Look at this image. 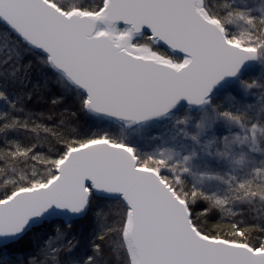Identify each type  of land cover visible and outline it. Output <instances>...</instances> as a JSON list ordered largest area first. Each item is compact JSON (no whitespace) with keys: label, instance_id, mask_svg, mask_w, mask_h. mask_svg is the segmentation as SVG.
<instances>
[{"label":"snow or ice","instance_id":"obj_1","mask_svg":"<svg viewBox=\"0 0 264 264\" xmlns=\"http://www.w3.org/2000/svg\"><path fill=\"white\" fill-rule=\"evenodd\" d=\"M0 24V264H264V0H0Z\"/></svg>","mask_w":264,"mask_h":264},{"label":"trees","instance_id":"obj_2","mask_svg":"<svg viewBox=\"0 0 264 264\" xmlns=\"http://www.w3.org/2000/svg\"><path fill=\"white\" fill-rule=\"evenodd\" d=\"M5 31H7L6 27L3 24H0V34L4 33ZM12 39H15V37H13ZM5 54H6V49L4 48V41L2 38H0V56H3ZM29 58L34 59V57H32V56H29ZM33 70H34V72H36L37 76H40L41 72L43 71L41 69L40 65H38V64H34ZM259 76H260V66L255 65L254 68L252 70L248 71L243 78L246 80H250V79H254V78H259ZM46 91L49 94V96H56L58 94H61V92H62L60 87L54 83H50L48 85ZM238 91H239V89L236 88V91H233L231 94L236 95ZM255 91H256V94L259 95L258 90H255ZM254 99H255L254 97L250 98L248 100V102H250V103L254 102ZM47 100H48V96H46L45 99L40 101L38 104L36 101H33V104L36 106V110L37 111L46 110ZM62 107H68L72 110H76V106H74L71 99H68V98H66V103L63 104L62 106L58 107L56 110L59 111V110H61ZM74 119H75V123L77 124V126L82 130H88V129L97 130L99 128H104V127L108 126L106 122L100 121L94 117L88 116V115L83 114V113H78L77 117ZM113 203H114V201H112V200H108L104 197H99L94 202L93 210L89 213L87 221L82 223V224H79L77 226V230H78L79 235L83 236V237L90 238L93 227L95 225V212L100 211V210L106 211L108 209L109 205H111ZM216 219H218V217L213 216L208 222L214 223V222H216ZM49 231L50 230L47 228L38 229L37 232L31 233L29 235V237L27 238V240L32 241L34 239V236L43 235L44 233H47ZM30 251H31V248H29L28 243L25 242L23 244H16L11 249L5 248L4 254L6 257H12L13 259L19 260V259H22L25 256H27V254ZM105 258L109 259L110 264H116L114 256H112L110 254L109 250H107V249L105 250Z\"/></svg>","mask_w":264,"mask_h":264},{"label":"rangeland","instance_id":"obj_3","mask_svg":"<svg viewBox=\"0 0 264 264\" xmlns=\"http://www.w3.org/2000/svg\"><path fill=\"white\" fill-rule=\"evenodd\" d=\"M233 88H236L235 85L232 86ZM2 104V102H0ZM161 131H163V127H157L154 129L146 130L144 135H158Z\"/></svg>","mask_w":264,"mask_h":264},{"label":"water","instance_id":"obj_4","mask_svg":"<svg viewBox=\"0 0 264 264\" xmlns=\"http://www.w3.org/2000/svg\"><path fill=\"white\" fill-rule=\"evenodd\" d=\"M4 25V24H3ZM5 26V25H4ZM100 197H103L102 195ZM59 219V218H58Z\"/></svg>","mask_w":264,"mask_h":264}]
</instances>
